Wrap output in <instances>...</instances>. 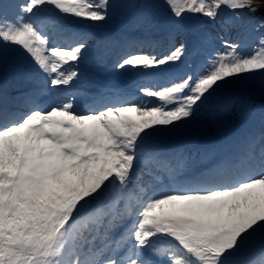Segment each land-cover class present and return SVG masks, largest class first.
Returning a JSON list of instances; mask_svg holds the SVG:
<instances>
[{"label":"snow or ice","instance_id":"obj_1","mask_svg":"<svg viewBox=\"0 0 264 264\" xmlns=\"http://www.w3.org/2000/svg\"><path fill=\"white\" fill-rule=\"evenodd\" d=\"M0 264H264V0H0Z\"/></svg>","mask_w":264,"mask_h":264}]
</instances>
